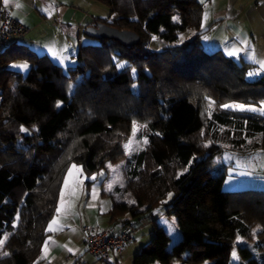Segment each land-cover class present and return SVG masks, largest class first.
<instances>
[{"label": "trees", "instance_id": "obj_1", "mask_svg": "<svg viewBox=\"0 0 264 264\" xmlns=\"http://www.w3.org/2000/svg\"><path fill=\"white\" fill-rule=\"evenodd\" d=\"M92 1L109 10L94 23L134 31L138 43L100 38L83 44L67 72L48 56L29 53L23 74L0 54V240L6 237L0 264H40L46 225L69 166L96 173L106 161L121 159L120 143L133 122L143 123L149 137L127 161V190L139 206L114 201L110 217L118 221L126 210L152 216L171 194L164 212L174 217L181 236L167 248L168 237L155 227L131 264H202L218 244L235 245L237 264H264V189L224 190L212 156L217 141L242 154L246 138L259 137L246 153L264 150V112L224 107L264 106V73L247 77L252 63L204 50L196 0ZM188 29L192 34L178 41ZM153 36L167 44L151 49ZM209 102L215 109L202 129L191 103L203 108ZM153 133H175L171 158L158 160ZM253 223L260 225L256 247L236 244ZM209 264L228 263L216 257Z\"/></svg>", "mask_w": 264, "mask_h": 264}, {"label": "crops", "instance_id": "obj_2", "mask_svg": "<svg viewBox=\"0 0 264 264\" xmlns=\"http://www.w3.org/2000/svg\"><path fill=\"white\" fill-rule=\"evenodd\" d=\"M196 1L202 8L200 30L205 31L201 36L204 50L220 49L227 56H230L229 51H236L238 55L231 57L252 63L251 73L256 75L264 73V68H261L259 63L264 61V0ZM95 3L97 2L92 0H9L5 6L4 0H0V6L28 27L24 36L11 37L0 43V54L5 52L3 56L6 60L5 65L23 72L24 68L16 67L15 63L17 60H24L26 63L17 65L27 64L26 70H28L29 53L44 54L56 64L66 62L69 66L74 65L73 55L81 45L98 42L84 31L87 26L94 25L95 16L91 11ZM17 4L20 6L17 7ZM82 7L89 10L85 11L81 9ZM52 52L58 53L61 59H54ZM239 156L240 159L234 157L232 176L225 174L224 171L222 188L224 190L264 189V150L255 149ZM70 168L71 175H69L70 169L66 171L59 190L55 213L46 225L47 234L38 259L40 264H70L73 259L79 261V257L86 252L80 230L82 224L90 223L111 232L126 229L129 225L125 220L111 219L110 211L115 197L103 185L106 179H103L99 185L95 182L91 184L93 180L85 179L91 173L84 171L81 165ZM107 174L106 170L105 177H108ZM58 208H60L59 213ZM165 215L168 216L167 219ZM151 217L154 228L161 230L168 237L167 248L180 239V231L173 216L163 211L156 216L152 214ZM54 219L56 223L49 231V224ZM239 239L240 236L236 237V244H246ZM132 240L124 244L119 253L112 252L110 261L105 264H120L124 254L126 259H129L137 253L141 248L132 243ZM216 257H223L228 264H236L239 260L235 245L218 244L215 251L202 264H209ZM169 264H179V261L170 260Z\"/></svg>", "mask_w": 264, "mask_h": 264}, {"label": "rangeland", "instance_id": "obj_3", "mask_svg": "<svg viewBox=\"0 0 264 264\" xmlns=\"http://www.w3.org/2000/svg\"><path fill=\"white\" fill-rule=\"evenodd\" d=\"M81 9H84L85 11L89 10L87 8L85 9L84 7H82ZM92 9L93 10L91 11V13L95 16V18L96 17H106L107 14L109 13L108 7L101 3H95ZM192 32H193L192 29H188L186 31L181 32L178 35L177 40L182 41L183 38L188 37L189 35H191ZM93 40L98 41V39H94V38ZM165 44L167 43L161 41L158 37L153 36L150 40L149 47L151 49H159ZM205 50L209 51L210 49H205ZM73 57L75 58V55H73ZM18 63H26V62L24 60H17L15 65L17 66ZM58 65L62 67L63 71L65 72L68 71L67 68L69 65H67L66 62L65 63L60 62L58 63ZM26 71L27 70L24 69L22 73L24 74ZM250 76L251 75L247 74V77H250ZM231 105H239V103L232 102ZM243 105H245V108L247 109H250V110L255 109L253 111H260L261 108H264V106H261V105L257 106L251 103H246ZM191 107L196 114L199 126L203 129L205 127L204 125L205 120H207V118L210 116L211 109H215L214 104L209 102L206 104L205 107L197 108L193 103H191ZM134 125H135V128H134ZM147 134L148 132L143 123L133 122L129 133L124 137V139L120 143V147L122 149V158L116 161H111V160L106 161L98 172L88 174V176H86L85 179L93 180L91 184L95 182V184L97 185H99L103 179H106L103 185L106 186L105 187L106 190L114 194L115 201H117L118 203H124L126 206H132L134 209H136L139 205H137V202L131 196L130 191L127 190L128 189L127 184L128 182H130L129 181L130 179L127 177V174H126L127 161L132 157L134 153L141 150L143 147H145L149 143V137L147 136ZM150 138L154 145V150H155L154 154L157 156L158 160H161V158L169 159L173 156L175 148H176V143H177L175 142V133H173L170 138L162 137L160 136L159 133H153L150 136ZM145 140L147 141L146 143H145ZM259 141H260L259 137H254L253 139L246 138L245 144L241 146L239 149H241L242 151H245L244 153H246L247 151L250 150L249 147H251L254 142L257 143ZM215 144L220 146V148L217 150V152H215L212 155L213 158L217 161V165H218L215 167L216 169L214 168L215 169L214 171L217 174L224 173L225 171V174L232 176V166H233L232 163L234 162V157H236L237 159H240L239 153L236 152L235 150L236 148L232 149L234 145L223 143V141H217L215 142ZM189 148L191 149L192 156L196 157L198 153L195 150V148L194 147H189ZM73 165L80 166L79 164H72V166H69L68 170L71 169L70 167H73ZM106 170L108 171V174H107L108 177H105ZM109 185H111L110 188H109ZM170 197L171 195L169 194L167 198L164 200L163 204L159 205L153 211V215L156 216V214L159 212L163 213V211L165 210V207L169 205ZM117 217H119L122 220H125L127 222L126 224H129L127 225L126 230L130 231L131 233V236L133 239L132 243L140 246V248L147 245L151 237L154 236L155 234L154 225L152 223L153 217L151 216L146 217V218H138L137 216L132 214L129 210H126V211H123V213H121ZM164 217L166 219L168 218V216L166 215ZM252 225L253 226L251 227L249 236L248 237L240 236L241 239L239 240H242L246 244L250 245L252 248H255L256 245L254 244V242L256 243L258 239L256 236V233L259 231L260 225L257 223H253ZM5 239L6 237L4 236L1 240L5 241ZM2 247H3V244L0 245V250L2 249ZM132 257H129V259H126L125 254H124L123 261H121L120 264H131ZM70 264H105V263L94 259L89 253L84 252L81 255V257H79V261L76 262L73 259Z\"/></svg>", "mask_w": 264, "mask_h": 264}, {"label": "built area", "instance_id": "obj_4", "mask_svg": "<svg viewBox=\"0 0 264 264\" xmlns=\"http://www.w3.org/2000/svg\"><path fill=\"white\" fill-rule=\"evenodd\" d=\"M28 27L14 18L11 13L0 6V43H4L11 37L24 36ZM83 237V246L94 259L107 263L111 259V253H119L124 244L132 240L130 231L123 229L111 232L108 229H100L90 223L80 227Z\"/></svg>", "mask_w": 264, "mask_h": 264}, {"label": "water", "instance_id": "obj_5", "mask_svg": "<svg viewBox=\"0 0 264 264\" xmlns=\"http://www.w3.org/2000/svg\"><path fill=\"white\" fill-rule=\"evenodd\" d=\"M84 31L87 35L96 39H114L124 46H132L137 44L139 41V35L134 31L117 29L101 22H96L94 25L87 26Z\"/></svg>", "mask_w": 264, "mask_h": 264}, {"label": "snow or ice", "instance_id": "obj_6", "mask_svg": "<svg viewBox=\"0 0 264 264\" xmlns=\"http://www.w3.org/2000/svg\"><path fill=\"white\" fill-rule=\"evenodd\" d=\"M4 3H5V6H7V4L9 3V0H4ZM20 5L19 4H17V7H19ZM173 19H177L176 17H174ZM154 39H155V37H154ZM52 54V56H53V58L54 59H61V57H60V55L58 54V53H56V52H52L51 53ZM228 55H238V52H236V51H229L228 52ZM260 63V65H261V68H264V61H260L259 62ZM16 67H19V68H24V69H26L27 67H28V65L27 64H21V65H17ZM249 75H253V73H249ZM59 106V105H58ZM224 107H235V108H239V109H241V110H244L245 109V105H243V104H239V105H224ZM251 110H255V109H251ZM260 111H262V112H264V108H261L260 109ZM134 128H135V125H134ZM22 131H27V129H24V128H22L21 129ZM147 141L145 140V143H146ZM73 168H75V165H73ZM71 169L69 170V175H71ZM93 179H95V178H93ZM66 185H67V180H66ZM111 187V185H109V188ZM73 194L75 195V192H73ZM171 195V194H170ZM61 201H62V203H63V193L61 194ZM70 207V206H69ZM57 212L59 213L60 212V208H58L57 209ZM56 223V220L54 219L50 224H49V228H48V230L49 231H51L52 230V225L53 224H55ZM4 243V240H0V245H2ZM47 247V242H46V244H45V248ZM3 255H8V253L7 252H4L3 253Z\"/></svg>", "mask_w": 264, "mask_h": 264}]
</instances>
